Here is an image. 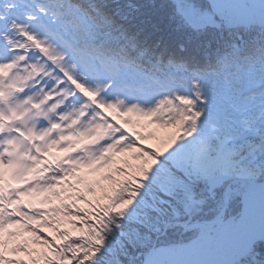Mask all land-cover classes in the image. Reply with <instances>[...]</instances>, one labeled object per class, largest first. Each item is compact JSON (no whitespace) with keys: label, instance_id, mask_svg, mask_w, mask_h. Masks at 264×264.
Instances as JSON below:
<instances>
[{"label":"snow or ice","instance_id":"6c2138e0","mask_svg":"<svg viewBox=\"0 0 264 264\" xmlns=\"http://www.w3.org/2000/svg\"><path fill=\"white\" fill-rule=\"evenodd\" d=\"M264 0H0V264H264Z\"/></svg>","mask_w":264,"mask_h":264},{"label":"water","instance_id":"95a60500","mask_svg":"<svg viewBox=\"0 0 264 264\" xmlns=\"http://www.w3.org/2000/svg\"><path fill=\"white\" fill-rule=\"evenodd\" d=\"M261 227V226H264L260 223H256L254 225H251L250 227ZM231 238L229 237V239L227 240H230ZM226 240V241H227ZM232 241V240H231ZM226 244H224L225 246ZM222 247L220 248L219 251H216L215 254L209 256L208 258V264H230V260H229V256H230V251L231 249H227L225 250L223 253H222Z\"/></svg>","mask_w":264,"mask_h":264},{"label":"bare ground","instance_id":"6f19581e","mask_svg":"<svg viewBox=\"0 0 264 264\" xmlns=\"http://www.w3.org/2000/svg\"><path fill=\"white\" fill-rule=\"evenodd\" d=\"M251 225H248V227H250ZM232 239H230V240H227V241H225L221 246H218V248H214L210 253H209V256H211V255H213V254H215L216 253V251H219L220 250V248L222 247V253L225 251V250H227V249H231L232 248V243H233V241H231ZM224 244H226L225 246H224Z\"/></svg>","mask_w":264,"mask_h":264},{"label":"rangeland","instance_id":"374dc122","mask_svg":"<svg viewBox=\"0 0 264 264\" xmlns=\"http://www.w3.org/2000/svg\"><path fill=\"white\" fill-rule=\"evenodd\" d=\"M227 239H229V237L228 236H224V237H222L217 243H216V245L213 247V249L214 248H218V246H221ZM212 249V250H213Z\"/></svg>","mask_w":264,"mask_h":264}]
</instances>
